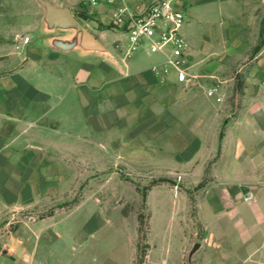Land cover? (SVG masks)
Here are the masks:
<instances>
[{"label": "crops", "instance_id": "1", "mask_svg": "<svg viewBox=\"0 0 264 264\" xmlns=\"http://www.w3.org/2000/svg\"><path fill=\"white\" fill-rule=\"evenodd\" d=\"M214 1L233 11L247 7L248 23L231 27L238 39L230 42L228 37L222 43L241 45L253 38L252 51L264 0ZM52 3L69 8L91 28L116 63L53 49L42 34L23 43L7 31L9 41L0 43V223L22 212H42L62 191L74 188L76 172H106L118 164L150 177L179 174L191 183L209 172L219 188L231 190L264 186V151L246 143L240 133L249 125L264 131V45L249 58L237 90L234 49L223 52L221 47L210 56L194 51L185 40L189 73L196 77V85L186 86L173 75L164 80L151 72V66L163 62L160 53L141 49L123 59L126 36L113 25V15L126 21L143 8L141 2L94 8L79 0ZM184 6L189 8L190 2ZM107 26L113 28L102 29ZM212 87H217L216 94L208 97ZM94 155L98 159L93 161ZM245 157L255 165L243 168ZM258 157L261 162H255ZM225 201L231 219L238 216L251 224L245 235L250 250L261 239L258 251L264 255V194L250 206H235L231 197ZM249 207L252 213L244 214ZM6 247L17 250L1 241L0 264L11 263L2 255Z\"/></svg>", "mask_w": 264, "mask_h": 264}, {"label": "rangeland", "instance_id": "2", "mask_svg": "<svg viewBox=\"0 0 264 264\" xmlns=\"http://www.w3.org/2000/svg\"><path fill=\"white\" fill-rule=\"evenodd\" d=\"M237 8L240 11L214 0H192L184 8L181 33L194 51L210 56L221 47L223 52L234 49L235 86L240 90L253 38L241 45L230 43L238 39L232 29L251 18L247 7ZM42 13L40 0H4L0 43L9 41L7 31L14 40L40 36ZM228 37L230 42L223 44ZM240 133L246 143L264 151V131L249 125ZM253 160L245 157L243 168L254 166ZM248 193L252 199L245 201ZM263 194L264 186L219 188L209 172L200 182L191 183L179 174L150 177L120 164L106 172L80 171L75 173L74 188L62 191L42 212H22L0 223V242L7 240L18 250L6 247L2 255L11 261L6 264H264V255L258 251L263 242L257 238L250 250L245 235L251 224L238 216L231 219L225 204V198L231 197L235 206H250ZM248 209L244 214L252 213ZM50 213L53 219H47ZM196 243L199 248L188 258Z\"/></svg>", "mask_w": 264, "mask_h": 264}, {"label": "built area", "instance_id": "3", "mask_svg": "<svg viewBox=\"0 0 264 264\" xmlns=\"http://www.w3.org/2000/svg\"><path fill=\"white\" fill-rule=\"evenodd\" d=\"M85 8L99 4H112L123 0H79ZM143 4L141 10L131 14L123 21L120 14L113 15V25L124 29L125 47L123 59L132 57L141 49L151 54L163 55L161 65H153L150 70L164 80L173 75L179 84L196 85V77L189 73L188 45L181 33L185 21V4L191 0H136ZM29 41L23 38V43ZM264 92V81L260 84ZM217 87L207 90L208 97H214ZM219 102L220 98H216ZM252 199L251 194L244 196L245 201ZM12 217L11 219H13Z\"/></svg>", "mask_w": 264, "mask_h": 264}, {"label": "water", "instance_id": "4", "mask_svg": "<svg viewBox=\"0 0 264 264\" xmlns=\"http://www.w3.org/2000/svg\"><path fill=\"white\" fill-rule=\"evenodd\" d=\"M40 2L43 7L41 34L48 47L62 52L76 51L81 55L95 54L116 63L107 48L74 17L69 8L56 6L50 0ZM198 248L199 244H194L188 258Z\"/></svg>", "mask_w": 264, "mask_h": 264}, {"label": "trees", "instance_id": "5", "mask_svg": "<svg viewBox=\"0 0 264 264\" xmlns=\"http://www.w3.org/2000/svg\"><path fill=\"white\" fill-rule=\"evenodd\" d=\"M113 27L112 26H107V27H104L102 29H112ZM264 45V19L261 21L260 23V27H259V40H258V43L256 44V46L252 49V52H251V58L256 55L259 50L261 49V47ZM222 134L220 133V138H221ZM162 181V180H161ZM48 215H51L48 214Z\"/></svg>", "mask_w": 264, "mask_h": 264}]
</instances>
